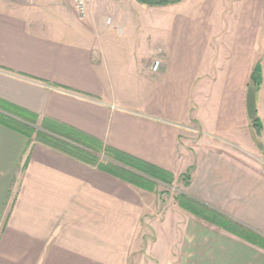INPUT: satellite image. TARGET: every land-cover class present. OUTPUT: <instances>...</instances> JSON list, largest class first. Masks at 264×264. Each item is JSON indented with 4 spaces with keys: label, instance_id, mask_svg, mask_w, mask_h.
<instances>
[{
    "label": "crops",
    "instance_id": "0c3cea01",
    "mask_svg": "<svg viewBox=\"0 0 264 264\" xmlns=\"http://www.w3.org/2000/svg\"><path fill=\"white\" fill-rule=\"evenodd\" d=\"M257 13L243 0H87L81 19L72 0H0V100L188 173L185 195L264 238V70L258 135L245 105ZM160 182L133 186L0 123V264H132ZM166 209L151 262L264 264V239Z\"/></svg>",
    "mask_w": 264,
    "mask_h": 264
},
{
    "label": "trees",
    "instance_id": "16d2710c",
    "mask_svg": "<svg viewBox=\"0 0 264 264\" xmlns=\"http://www.w3.org/2000/svg\"><path fill=\"white\" fill-rule=\"evenodd\" d=\"M139 1L149 5H163L173 3L176 0ZM263 70L264 67L259 62L253 66L246 90V113L252 126L256 129L257 135L260 133L262 125L257 116L255 92L262 81ZM0 108L13 115L9 116L0 112L1 124L19 131L30 140L42 143L85 163L96 165L133 186L152 191L156 185L155 180L168 184H171L174 180L173 174L169 171L110 148L99 139L72 126L48 117L39 120L36 113L1 100ZM259 146L261 145L259 144ZM101 152H104L108 158L117 163L101 160L99 157ZM182 182L185 186L188 185V173L182 175ZM175 200L180 207L192 212L197 217L217 224L248 241L256 243L264 239L250 229L226 218L223 214L184 193H179Z\"/></svg>",
    "mask_w": 264,
    "mask_h": 264
},
{
    "label": "rangeland",
    "instance_id": "374dc122",
    "mask_svg": "<svg viewBox=\"0 0 264 264\" xmlns=\"http://www.w3.org/2000/svg\"><path fill=\"white\" fill-rule=\"evenodd\" d=\"M246 2L253 3V4L257 5V8H258V13L254 14V18H259V39H258V50L259 51H258V55H256V57H257L258 61L261 63V65L264 67V0H243V3H246ZM107 26L111 27L112 24H109ZM196 135H198V133H196ZM217 141H219V139H217ZM99 157L101 158V160H106V161L117 163L113 159L108 158L104 154V152L99 153ZM253 157L261 159V160L263 159V157L260 154L254 155ZM155 181L157 182V180H155ZM161 182L157 183L158 185L156 186V188H157L156 191L164 196V203H160V206L157 210L158 211L157 214H153V215L148 216V221H146V219H144L145 221L141 223L142 227L139 229L138 234L140 235L142 232H146L145 233L146 238L144 239V243L146 244V246L142 247L141 252H138V256L133 257L132 264H156V263L151 262L152 259H151L150 254L145 255L146 250H151V248H149L150 246H148V245H150L151 242L153 243L155 240V232H154V225L153 224L157 220L162 218V216L160 214V211L162 209L165 210L167 207H170L172 204L177 206L178 203L177 204L174 203L173 197L175 198L179 193H183L182 191L185 190L184 189L185 186L182 182V176H176V179H174L171 184H168L165 182H164V184H162ZM152 222H153V224H152ZM145 227L148 230H146ZM150 252L152 254V250ZM137 257H138V260H137Z\"/></svg>",
    "mask_w": 264,
    "mask_h": 264
},
{
    "label": "built area",
    "instance_id": "2783aa9c",
    "mask_svg": "<svg viewBox=\"0 0 264 264\" xmlns=\"http://www.w3.org/2000/svg\"><path fill=\"white\" fill-rule=\"evenodd\" d=\"M72 1L79 17L81 19L84 18L87 11V0H72ZM160 65H161V61L159 59H154L151 63V69L153 71H156L159 69Z\"/></svg>",
    "mask_w": 264,
    "mask_h": 264
}]
</instances>
